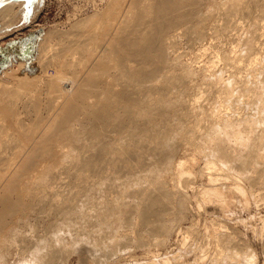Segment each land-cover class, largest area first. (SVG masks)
Returning <instances> with one entry per match:
<instances>
[{
	"label": "bare ground",
	"instance_id": "bare-ground-1",
	"mask_svg": "<svg viewBox=\"0 0 264 264\" xmlns=\"http://www.w3.org/2000/svg\"><path fill=\"white\" fill-rule=\"evenodd\" d=\"M213 7L208 0H109L51 50L55 75L5 74L0 258L7 240L30 239L40 223L43 233L21 246L38 264L63 262L66 227L74 228L70 236H87L93 251L125 250L136 234H176L178 248L164 264H187L191 253L192 264L259 263L244 234L252 232L264 254V218L256 226L240 219L242 235L210 214L207 203L227 206L235 192L248 204V191L264 190V0H223ZM208 38L214 43L203 45L204 54L209 47L222 52L221 68L202 77L213 92L200 88L183 101L197 74L183 69L176 52L183 41L194 46ZM196 96L203 98L199 107L191 102ZM193 151L212 172L208 184L217 181L220 188L195 186L202 181L188 169L195 164L183 161ZM195 206L205 213L202 230ZM49 208L55 222H46ZM186 215L192 218L188 231L181 222Z\"/></svg>",
	"mask_w": 264,
	"mask_h": 264
},
{
	"label": "rangeland",
	"instance_id": "rangeland-1",
	"mask_svg": "<svg viewBox=\"0 0 264 264\" xmlns=\"http://www.w3.org/2000/svg\"><path fill=\"white\" fill-rule=\"evenodd\" d=\"M5 1H4V3H2L0 5V83L3 82L4 79H6L5 74L7 75L11 71H21V73H24V74L28 73L29 76H27L28 74H26L27 77H33V75H35V74L36 75H44V74L50 75V73H52L51 76L55 75L54 74L55 68L53 66H51V64L49 63L50 58H51V57H49V54L51 56L52 51L59 46V43L63 42V41L61 42V40L65 39L64 36H66V35L70 36V35H74L77 33V32H74V30H72L73 24L75 25L79 20H83V19H86L92 15L103 12V10L106 8V6L109 3V0H42L39 9H37L34 12L33 10H29V8L31 7V4L36 3L37 0H8L7 2H5ZM208 1L211 4H214L213 8H217L218 3L220 1H223V0H208ZM9 5H11V6L9 7ZM6 7H7V9H6ZM1 9H3V11H5V13L3 11H1ZM92 23L94 24V22L89 23V25H88L89 27L87 26L88 29L92 28V26L94 27V25ZM49 33H51V34H49ZM62 37H63V39H61ZM45 38H46V40H45ZM58 40H60V41H58ZM50 43H53L55 46H53L51 44L53 46L52 47L50 45ZM212 43H214V42L212 41L211 38H208L204 42V44L203 43H197L194 46H190L188 43L183 41L180 48L176 52V55H179V59L182 62L183 69L184 70L191 69L192 72L197 74V75H195L196 81L192 82L193 88L191 90H189L188 93H185L183 96L181 95V98H183L182 99L183 101H185L188 98L187 96L189 93L192 96V94L196 93L198 91V89H200V88H202V89H204V87L207 88L206 91H204V92H208V93L213 92L210 89H208L207 86H205V84L203 83L204 81L202 79V77L210 78L211 74H213V70L214 69L218 70L222 66V64H221L222 61L220 60V57L222 55L221 51L218 52V54L217 53L215 54L214 50L211 49V47H209V51L206 54H204L205 51H203V48H204L203 45L210 46V45H212ZM56 44H57V46H56ZM182 50H184V52ZM181 55H183V56H181ZM46 58H47L48 62H47V60L45 61ZM210 59L212 60L211 63L209 62ZM41 62L42 63L47 62V63L46 64L44 63L41 65ZM43 65L46 66V67L44 66L46 68L45 71L41 70L44 68V67H42ZM35 71H36V73H35ZM201 84H202V86H199ZM202 99L203 98L196 96L195 99H192L191 102H193V105H195L196 107H199V105H201V103L203 102ZM184 112H187V111H184ZM190 114L192 115V117ZM193 116H194V114H192V113H188L185 115V117L188 119H192ZM198 155L199 154L197 152L193 151V152L187 154L183 158V161L186 162V164H185L186 167H190L191 164H195V165H192V167L188 168V169L192 172L193 177L196 176L202 180V181H200L201 183L198 182V184L195 186L199 187V189L204 188V190H205V187L206 188L207 187H211V188L213 187L214 189L220 188L221 184H219L217 181L212 186L210 184H208L209 183L208 178H210L212 172H211V170H209L207 168L205 169L202 167L204 159L201 157V159L199 160L198 158L201 155H199V156ZM196 161H197V163H195ZM204 180H205V182H204ZM226 185L228 186V189H233V187H235V185L233 183L226 184ZM224 190H225L226 195L229 194L230 190L229 191H226V189H224ZM254 193H255V195L248 191V204H246L244 201H240L239 195L235 192L231 193V195L229 194L230 195L229 204L227 206H225V205H220V206L215 205L214 206L213 201H211V202L209 201V203H207L209 213L215 214L216 216H218V217L215 216L218 220H222L225 222L228 221L227 223L231 222L229 224L230 227H232L233 229L235 228L238 233L241 230L242 235H243L246 231L245 226H243V224H244L243 220L247 221L249 223H252L256 226V225H260V219L262 217L264 218V204H263L264 202L261 201V198L262 197L264 198V194L262 195V193H264V190L258 189ZM261 195H262V197H261ZM260 203H262L263 205ZM257 204H260L259 207L256 206ZM195 213H196L197 218L200 217V221H199L200 224H198V227H199V229L202 230V225L204 224L203 223V215L205 213H204V211L199 210L198 206L197 207L195 206ZM197 213H199V215H197ZM53 214H54L53 210L51 208H49L47 221H46L47 223H50V221H53V220H50V219L55 218L54 216H56V215L55 214L53 215ZM252 215L254 217H252ZM186 216H188V215H186ZM245 218H247V220ZM183 219H184V221L182 220L181 222H182V224L185 225V226L183 225L184 228L186 227L184 229V231H186V230L188 231L187 228L190 226L189 223H191L190 220L192 218H190V215H189L188 217L184 216ZM240 219H243V220H240ZM187 220H189V221H187ZM175 221H178V220H175ZM53 222H55V220ZM33 223H37V222H33ZM56 223H57V225H59L61 222H56ZM188 224H189V226H187ZM35 228H37V230H35V232L40 230V231H38V233H40V232L43 233L42 231L44 230V225L38 223L33 229H35ZM73 229H74L73 227L72 228L66 227L63 229V231H61L62 237L65 240V241L63 240L62 242L63 243L66 242L65 243L66 245L62 244V246L65 245V246H63V249H65L67 247V249H65L67 253L65 252V250H64V252H65L66 256L67 255H69V256H67L68 257L67 258L63 252V255H64L63 257H65V259L63 258L64 260L62 259L63 262L61 261L62 263H60V264H152L153 262H155L153 264H160V263L164 264V261H162V260L166 257V255H167V257L172 256L171 253H173V251H175L176 247L178 248V245H179L178 242L181 240V237H177L176 234H172L170 236H161L162 238H159L160 236H155L154 238L150 237V239H148L149 236H146V237H148L147 239H145L146 238L145 236H141V238L144 237L143 239H145V241L143 239H140V235H139V238H138V236L136 237V238H138V240H136L135 236L137 234L135 235L133 233L135 235L134 236L133 234L130 233L129 236L130 237L134 236L133 237L134 241H133V238L130 239V237L128 236V238L130 239L129 242L131 243L130 244L128 242V244H127L128 247L130 244L129 248L126 246L127 249L123 250V248H122L121 251L117 250V252L115 250L114 253H112L111 251L110 252L107 251V253H106L105 251L99 250L100 254L98 253L99 251L96 250L97 253L100 255V256H98L95 249H94L95 252L93 251V248H92V246L88 240L89 238L87 236H86V238H88V239L85 240L86 238L84 235H81L83 237L78 235V238L77 237L75 238V236H77V235H75V236L69 235V234H71L72 231H74ZM29 231H31V229H29L28 232ZM35 232L34 233L31 232L32 234L29 232L31 234L30 236H28V237H30V239L25 237L24 235H22L25 238V239L23 238L24 240L23 239H20L21 241L20 240H14V239L7 240L6 241V247L3 249V253H5L6 255H4V258L3 257L0 258V264H34L35 262H33V259L31 257V255L29 254V252H25L26 250L25 251L21 250L22 249L21 246L24 244L23 246L25 248L29 247V245L34 242L33 236L36 234ZM244 235H246L245 237H246V240H248V242H249V239H250V241L253 240V241H251V242H253L252 243L253 245L251 244V246H253L252 247L253 251H256L255 255H256V257H258V259H257L259 262L258 264H264V262H263L264 261V254H263V251L261 249V243L258 242L259 240H257L258 238H256L252 234V232H250V231H248V232L246 231V233ZM156 237L160 240V242L162 239H163V241L164 240L165 241L162 243H159L158 242L159 240H157ZM164 237H165V239H164ZM177 238H178V240H177ZM77 239H79V240L77 241ZM150 240L152 242H154V244L153 243L151 244V242H149ZM79 241H81V242L79 243ZM85 241H87V242L85 243ZM143 241H144V243L146 242L145 245L149 242L150 246L148 243L147 244L148 247L147 246L141 247L139 245V243L144 244V243H142ZM156 242L161 244V245L160 246H159V244L157 245ZM191 244L192 243H190V245ZM255 244H256V246H255ZM174 245L176 247H174ZM126 247H124V248H126ZM170 247H174V249L170 248ZM188 247H189V245H188ZM254 247L256 249H254ZM90 248H92V251L89 250ZM168 248L170 249L169 251H167ZM159 249H160V252H159ZM190 249L191 248H189L186 251H189ZM88 251H89V253H88ZM101 251H102L103 255H101ZM154 251H155V253H154ZM156 251H158V252H156ZM68 252H69V254H68ZM104 252H105V254H104ZM157 253L159 255H156ZM169 253H170V255H169ZM189 258H190V260H189ZM65 260H67V261H65ZM191 260L192 261L194 260V254L193 253L187 255L186 263L190 264L192 262ZM38 263L39 262H37L35 264H38Z\"/></svg>",
	"mask_w": 264,
	"mask_h": 264
}]
</instances>
